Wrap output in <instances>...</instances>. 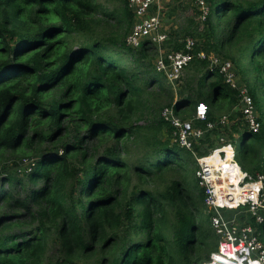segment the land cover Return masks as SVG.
Here are the masks:
<instances>
[{
  "label": "trees",
  "instance_id": "obj_1",
  "mask_svg": "<svg viewBox=\"0 0 264 264\" xmlns=\"http://www.w3.org/2000/svg\"><path fill=\"white\" fill-rule=\"evenodd\" d=\"M208 5L204 21L195 5L202 45L171 30L163 47L183 51L192 37L195 54L233 63L261 129L237 121L228 136L241 168L264 174V0ZM111 22L125 33L110 35ZM133 23L126 0L118 10L98 0H0V264H203L216 251L196 156L225 134L219 114L244 119L240 92L199 60L173 90L155 68L157 47L127 45ZM200 103L205 122L194 120ZM165 109L216 127L193 152L181 149ZM11 161L28 165L15 172ZM240 220L264 242L263 225Z\"/></svg>",
  "mask_w": 264,
  "mask_h": 264
},
{
  "label": "built area",
  "instance_id": "obj_2",
  "mask_svg": "<svg viewBox=\"0 0 264 264\" xmlns=\"http://www.w3.org/2000/svg\"><path fill=\"white\" fill-rule=\"evenodd\" d=\"M163 0H128V9L133 14L134 23L127 37V45L133 49L157 47L160 58L155 63L159 73H163L167 81L176 84L184 71L194 60L208 62L210 70L217 71L225 77V82L240 92V110L246 125L252 134L259 133L261 124L254 102L246 89H239L237 73L230 61L209 57L207 53H194L196 41L188 37L183 51L164 55L163 44L169 40L163 32L162 13ZM203 13L202 20L209 13L208 0H194ZM157 9V12L154 10ZM162 117L174 128V142L181 149L193 152L195 144L204 138L206 132L216 126L208 124L207 130L194 126L193 121L178 118L173 109H166ZM208 111L198 107L195 113L196 121H207ZM221 125L229 123L224 118ZM222 143L226 140L221 139ZM232 153L222 152V162L219 164L204 163L196 156L198 170L196 179L199 186L205 190V207L210 218L214 234L218 238V246L210 259L203 264H264V242L256 228L240 217L254 220L256 225L264 226V174L241 175L234 166L235 149ZM196 155V154H195Z\"/></svg>",
  "mask_w": 264,
  "mask_h": 264
},
{
  "label": "rangeland",
  "instance_id": "obj_3",
  "mask_svg": "<svg viewBox=\"0 0 264 264\" xmlns=\"http://www.w3.org/2000/svg\"><path fill=\"white\" fill-rule=\"evenodd\" d=\"M124 1L125 0H98V3L101 4L105 9L118 10V9H121V7H123ZM126 1H127V6H128V0H126ZM161 11L164 14V16H163V25H164L163 26V32L164 33L169 34L171 32V30H178L181 38H183L185 36H188V35H190V33H192V35H195L196 39L202 45L203 42L201 41L200 35L204 31V26H203V23H201L200 14L198 12L197 7L195 6L194 0H163ZM154 12H157V9H155ZM100 31H102V29L98 30V32H100ZM107 31H108V33H110V35H113V34H116V33H119V34H124L125 33L124 30H122V32H120V29H118L117 27L115 28V22H111V27L107 28ZM130 32H131V30H130ZM128 34H127L126 38L128 37ZM161 51L164 53V55H168V54L172 53L174 50H173L172 44L169 43L168 45H165L163 48H161ZM207 54H208L209 57H214L213 59L217 58L219 60H226V59L228 60V58H226L224 56H221V55H219V54H217L215 52H211V53H207ZM159 58H160V54L158 55V57H157L155 62H157V60ZM127 64L130 67H132L133 69L137 68L135 66V64L132 63V61H129ZM188 70L184 71V73H183V75H182V77L180 79V82H178L176 84H172V83L167 81L166 85L170 84V86L175 91H177L176 89H178V90L180 89L181 90V88L186 86V83L188 81V77L190 76V72ZM236 71H237V74H238V85H239L238 88L239 89H246L248 91V88L243 83L242 78L239 75L237 69H236ZM190 83H191L192 88H195L196 87L195 83H198V81L196 79H194ZM200 106L207 108V111H209L208 106L203 104V103H200L196 107V109L198 107H200ZM192 110H193V107L190 108L189 111H192ZM236 110H237V108L234 109L235 112H236ZM163 112H162V114H163ZM219 115L220 116L218 117V119H220L221 121L224 118L229 119V125L225 126V127L222 126L223 128H225V134H222L220 136V138L216 139L217 143H218L217 147L215 149L211 150V152L207 156H199V160L201 162L209 163V164H219L223 160L222 159V155H220L219 152H222L224 156L226 155L225 153H230L231 154L232 153L231 150H232V148L234 149V146H233V144L231 142L232 140H230V138L228 136L229 134L231 135V133L229 131L231 130V132H233L232 126L237 121L239 123H244V121H243L244 119L239 117V112L236 113L234 119L230 118L229 115L224 114V113L223 114H219ZM178 118H180V119H182L184 121H193L194 122V120L184 119L183 117L182 118L178 117ZM143 123L144 122H142V124H140V125H145ZM193 124H195V122ZM235 137H236V135H235ZM223 138L226 140L225 143L221 142V139H223ZM174 139L175 138H173V142H174ZM204 149H206V148H204ZM233 164H234L235 167H237V169H238V171L240 172L241 175L251 174L249 172L244 171L241 168V166L239 165V163L236 160V157H234ZM8 165H9V168L11 169V171H15V172L18 171L19 172L23 168L27 167L28 162H22L21 164H19V163H15V162L11 161V162L8 163Z\"/></svg>",
  "mask_w": 264,
  "mask_h": 264
}]
</instances>
